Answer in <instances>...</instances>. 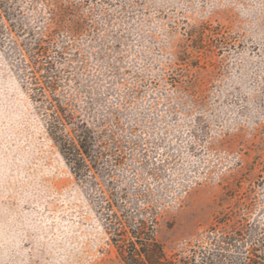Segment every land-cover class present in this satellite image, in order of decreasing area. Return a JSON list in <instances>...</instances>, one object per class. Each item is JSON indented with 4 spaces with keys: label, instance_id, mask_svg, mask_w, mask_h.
I'll return each instance as SVG.
<instances>
[{
    "label": "rangeland",
    "instance_id": "1",
    "mask_svg": "<svg viewBox=\"0 0 264 264\" xmlns=\"http://www.w3.org/2000/svg\"><path fill=\"white\" fill-rule=\"evenodd\" d=\"M59 3H9L13 30L63 51L41 96L23 37L0 33V264H122L108 202L154 214L167 256L213 225L263 230L264 0ZM58 105L100 133L81 178L46 131Z\"/></svg>",
    "mask_w": 264,
    "mask_h": 264
},
{
    "label": "trees",
    "instance_id": "2",
    "mask_svg": "<svg viewBox=\"0 0 264 264\" xmlns=\"http://www.w3.org/2000/svg\"><path fill=\"white\" fill-rule=\"evenodd\" d=\"M59 1L60 8L62 5L63 10L67 11L64 2L69 4L70 0ZM9 3L11 0H0V33L14 32L23 37L20 44L22 57L30 67L33 88L39 90L38 95L41 96V90L55 87V78L51 76L54 63L49 56V51L55 47L50 43L49 32L52 31L39 33L22 25L13 30L16 27L12 24L14 11ZM55 11V8L51 9L53 15ZM77 26V30L82 28L81 23H77ZM52 51L55 57H62V50L54 48ZM39 76L43 79L40 80ZM46 131L74 176L81 178L86 175L90 167L88 161L96 169L103 154L98 147L100 133L93 130L85 119L58 105L48 112ZM107 208L109 212L105 214V232L110 235L122 264H264V229L256 224H239L230 229L213 225L204 238L167 256L154 238L156 216L148 215L147 208H139L134 214L125 206L123 210H114L109 202ZM223 221L218 220L217 223Z\"/></svg>",
    "mask_w": 264,
    "mask_h": 264
}]
</instances>
